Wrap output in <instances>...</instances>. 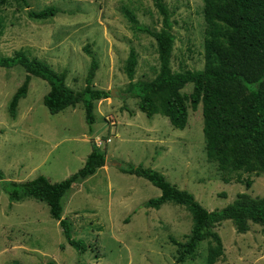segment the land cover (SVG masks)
<instances>
[{
	"label": "rangeland",
	"instance_id": "374dc122",
	"mask_svg": "<svg viewBox=\"0 0 264 264\" xmlns=\"http://www.w3.org/2000/svg\"><path fill=\"white\" fill-rule=\"evenodd\" d=\"M26 2L28 7L21 1L0 7V58L21 51L56 73L65 72L66 86L79 92L90 65L84 51L88 48L98 64L93 88L113 93L94 103V122L89 126L81 104L50 114L42 102L47 83L30 77L12 119L9 102L26 75L19 67H0V264H175L176 247L170 238L186 242L190 213L172 202L159 209L145 207L160 191L142 178L122 173L121 165L164 175L208 212L223 209L239 194L251 199L264 196V173H226L207 161L200 104L195 111L188 109L187 126L177 130L161 115L146 117L138 110V100L126 94L129 80L124 65L129 50L137 55L133 82L154 78L157 57L153 38L135 32L123 10L159 31L161 21L152 0ZM164 3L171 12L175 38L172 70L202 69L201 0ZM48 7L56 11L46 21L27 15ZM190 89L188 85L184 91ZM96 140L97 149L105 154V166L72 186L61 201V218L69 222L73 238L87 247L80 254L67 244L44 203L33 199L10 203L3 182H27L38 176L61 182L82 168ZM246 181L251 182L249 187ZM214 231L223 247L215 264H264V227L249 223V231L238 234L224 221ZM206 247L207 241L201 242L194 258L183 264H205Z\"/></svg>",
	"mask_w": 264,
	"mask_h": 264
},
{
	"label": "trees",
	"instance_id": "16d2710c",
	"mask_svg": "<svg viewBox=\"0 0 264 264\" xmlns=\"http://www.w3.org/2000/svg\"><path fill=\"white\" fill-rule=\"evenodd\" d=\"M10 1H21L28 7L26 0H0V7ZM152 2L161 21V28L156 32L140 24L131 12L123 10L125 19L135 32L153 38L157 57L154 78L148 82H133L137 55L133 49L129 50L124 65V73L129 80L126 94L138 100V110L146 117L161 115L177 130L187 126L188 109L195 111L200 104L203 152L207 161L216 163L218 169L226 173H264V0H201L205 24L203 67L180 72H174L171 68L175 40L171 12L164 0ZM55 11V8L48 7L39 12L29 11L27 15L33 20L46 21L55 15ZM84 51L91 59L85 87L79 92L66 86L65 72L56 73L46 64L25 57L21 51L10 58H0L1 68L19 67L26 75L9 102L10 117L15 118L18 103L26 95L30 77H36L49 87L42 102L50 114L81 104L85 122L91 126L94 122V103L108 99L110 93L93 88L98 64L88 48H84ZM188 85L191 86L190 91H184ZM105 164V154L92 143L82 168L65 180L50 183L45 177L38 176L27 182H3L4 191L10 203L27 199L44 203L50 217L58 223L67 244L83 254L87 250L86 245L80 239L73 238L69 222L61 218V201L72 186L94 175ZM118 168L124 174L148 181L160 191V196L148 200L145 207L159 209L164 203L172 202L184 206L190 213L192 226L186 242L180 243L170 238L171 244L176 247L175 264L192 260L203 241H207L205 264H215L223 256V247L214 227L224 221H229L238 234L248 232L249 223L264 227V196L251 199L246 194H239L223 209L208 212L191 193L176 188L156 171L142 166L121 165ZM250 184L249 181L245 182L246 187Z\"/></svg>",
	"mask_w": 264,
	"mask_h": 264
},
{
	"label": "built area",
	"instance_id": "2783aa9c",
	"mask_svg": "<svg viewBox=\"0 0 264 264\" xmlns=\"http://www.w3.org/2000/svg\"><path fill=\"white\" fill-rule=\"evenodd\" d=\"M98 144H99V141L97 140V142H96V146H98Z\"/></svg>",
	"mask_w": 264,
	"mask_h": 264
},
{
	"label": "clouds",
	"instance_id": "9594fccd",
	"mask_svg": "<svg viewBox=\"0 0 264 264\" xmlns=\"http://www.w3.org/2000/svg\"><path fill=\"white\" fill-rule=\"evenodd\" d=\"M96 139H98V138H96ZM96 142H97V140H96ZM96 142H95V145H96ZM98 147V146H97Z\"/></svg>",
	"mask_w": 264,
	"mask_h": 264
},
{
	"label": "water",
	"instance_id": "95a60500",
	"mask_svg": "<svg viewBox=\"0 0 264 264\" xmlns=\"http://www.w3.org/2000/svg\"><path fill=\"white\" fill-rule=\"evenodd\" d=\"M113 92H110V96L112 95Z\"/></svg>",
	"mask_w": 264,
	"mask_h": 264
}]
</instances>
